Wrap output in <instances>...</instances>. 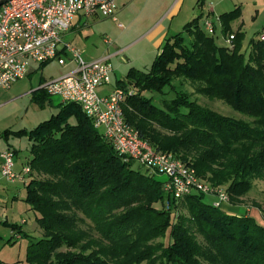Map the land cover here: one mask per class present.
I'll use <instances>...</instances> for the list:
<instances>
[{"label": "trees", "instance_id": "1", "mask_svg": "<svg viewBox=\"0 0 264 264\" xmlns=\"http://www.w3.org/2000/svg\"><path fill=\"white\" fill-rule=\"evenodd\" d=\"M241 12L236 7L219 17L223 34L234 35L233 46L219 45L201 26L199 15L182 31L165 38L149 69L131 67L118 82L119 87L133 91L127 94L123 109L127 122L141 137L159 150L174 152L214 185L229 183V193L247 192L252 180L264 172V40L260 34L253 37L244 51L242 25L233 28ZM181 78L198 83L199 93L222 99L254 120L236 119L201 105L182 83L175 82ZM35 92V99L48 100L43 89ZM155 126L173 135H161L152 130ZM14 132L33 139L32 168L52 176L32 178L27 184L26 201L39 212L37 220L44 234L31 239L26 264H140L154 253L160 264H264V223L251 216L228 214L206 202L201 193L175 199L155 175L125 160L79 104L61 103L60 111L50 119L33 129ZM93 192L98 193L92 203L94 217L107 222L116 240L136 236L146 241L168 234L169 243L129 255L135 250L136 238H132L121 246L125 259L116 261L99 250L87 253L72 217L55 210L63 205L66 194L72 199ZM152 202L165 207L159 209ZM180 207L189 216L179 212ZM136 224L142 230L134 228ZM11 227L32 238L21 224ZM0 264L20 263L0 258Z\"/></svg>", "mask_w": 264, "mask_h": 264}, {"label": "rangeland", "instance_id": "2", "mask_svg": "<svg viewBox=\"0 0 264 264\" xmlns=\"http://www.w3.org/2000/svg\"><path fill=\"white\" fill-rule=\"evenodd\" d=\"M139 2L140 1H138V3L132 8L134 12L140 7L141 3ZM215 3L216 0H185L181 16L175 18L178 22L181 20L182 23L178 26L177 30L172 31L171 33L175 34L182 31L186 23L191 21L194 17L202 15V13H206L208 8L215 6ZM148 9H151V7L148 6ZM192 9H194V11L190 14ZM232 9L233 6H228V4H226V6L222 8H217L216 11L217 13H220V11L225 12ZM134 12H129L128 14L123 15L121 11H118V20H129ZM158 13L160 12L158 11ZM184 16L189 18H186L187 20L184 21L181 19L184 18ZM97 18V23L92 26L95 31V35L89 39H83L84 43H86L88 47L82 44H79V46L81 49H85V51L89 48L91 50H95L97 46L107 48L106 51L108 52L115 51V46H109L106 44L104 42V38L109 37L116 40L121 28L118 27L117 23L112 21V18L103 16H99ZM160 19L166 20L163 16ZM214 19H216V16ZM214 21L217 22V30L216 33L213 34L216 42L223 46H233V42L230 44L226 40L229 36H225L223 34L221 22H218L217 20ZM240 24L242 25L241 29L244 32L242 40L243 49L246 51L248 44L253 37L259 34H264V0L260 2L257 1L256 3L249 2L247 9H244L243 12H241V17L233 22V28H239ZM185 35L190 40V37L187 34ZM124 44L125 43L120 44L118 48L122 47ZM82 55L86 60H91L90 58H92V54L87 51L85 54L82 52ZM128 55L129 54L127 52L122 54V56L126 59H128ZM112 61L115 64L116 60L113 59ZM73 67L74 64L60 65L57 61H53L45 66H41L28 77L14 82L11 88L6 89L0 87V150L10 148L15 151L16 172L22 171L21 169L27 166L32 168L30 161L33 157V153L31 151L33 139H31L28 134L17 135L14 131L20 129H33L44 120L50 119L61 109L62 101L60 97L51 96L50 99L42 102L41 100L34 98L36 94L35 90L41 88L49 79L59 78L67 74ZM149 67L150 66H144L141 69L147 70ZM123 75V72L119 71L117 76L118 78L115 80L117 81ZM175 82L182 83L183 89L191 96V98L198 101L203 106H206L222 115L230 116L236 119H242L250 122L254 120L253 117L235 110L229 103L222 99L210 98L199 93L198 83L182 78L176 79ZM145 94L147 96H158L154 92H145ZM171 94L172 93H168L167 96L171 97ZM73 120L74 119L72 118L71 121ZM7 129H9V131L5 133ZM152 130L159 132L161 135H173L170 132L156 126L153 127ZM188 160L194 162L192 158H189ZM133 167L143 173L153 174L147 167L141 165L138 161L133 162ZM155 177L157 180L162 182L166 179L164 175L159 174H156ZM32 178H36L37 180H46L52 178V176L43 171L32 168V172L25 176L26 183H24V181L20 180H16L14 182L9 181L0 173V194L7 199L6 202L0 201V209L2 211L0 214V258L8 263L17 262L20 264H26L27 247L31 242V239L38 240L44 234V230L39 225L37 220L39 212L33 208L32 204L26 201L28 193L27 184ZM202 179L207 184L214 185L208 177H202ZM251 184L252 186L247 192H228L230 195V201L228 204L246 207L245 216H251L256 220L257 217L254 216L252 212L257 209L261 213L262 219L260 221L264 223V172L254 178ZM214 186H220L227 190L229 183ZM97 195L98 193L96 192L90 193L89 196L80 195L75 197L80 198L76 200L74 197L70 199L71 197L66 194L63 198L65 199L63 205L56 207L55 211L72 217L74 230L79 232L82 236L81 245L87 253L99 250L111 261L122 260L121 258L125 259V255L127 254L125 250L121 249V246L129 240V242H131L132 238L134 240L136 236H133L132 238L130 237L129 240L120 241V239L116 240L117 238L113 237L114 235H111V230L108 229L109 225H107V222L94 217L95 210L92 203L96 200ZM204 195L206 202L211 203L214 200L212 195ZM53 198L54 200H58L55 196H53ZM150 203L151 201L143 204L148 205ZM152 204L159 209L165 207V204L161 202H152ZM178 210L182 214L189 216V212L186 208L180 207ZM140 219L142 220V218ZM23 220L26 221V224H24V230L27 234L31 235L32 238H29L27 235L22 236V234H16L12 229V223L22 224ZM138 227H140L139 230H142V226H140V224H136L134 228L137 229ZM198 237L199 240H203V237L200 234H198ZM160 243H169L168 234L166 236L160 235L154 239L146 241L145 239L136 238V241L133 242V248L135 250L129 249L131 251L129 255L134 254L138 250L144 251L147 247L158 246ZM63 250L80 251V248H64ZM156 255L157 254L154 253L149 258L144 259L140 264H160L158 259H155Z\"/></svg>", "mask_w": 264, "mask_h": 264}, {"label": "built area", "instance_id": "3", "mask_svg": "<svg viewBox=\"0 0 264 264\" xmlns=\"http://www.w3.org/2000/svg\"><path fill=\"white\" fill-rule=\"evenodd\" d=\"M81 14L117 21V0H5L0 5V87L11 88L35 64H74L67 74L49 79L41 89L48 96L60 97L62 103L79 104L125 160L138 161L153 175H164L163 188L175 199L201 193L212 195L215 207L229 203L226 189L207 184L192 165L173 152L157 149L127 122L123 104L132 90L117 87L108 94L99 92L100 87L112 82L110 57L87 61L80 48L65 40ZM216 23L206 19L205 30L215 34ZM260 38L264 40V34ZM233 39L234 35L226 38L230 44ZM0 161L1 174L9 181L25 182V176L32 172L29 166L15 171V151L10 148L0 150Z\"/></svg>", "mask_w": 264, "mask_h": 264}, {"label": "crops", "instance_id": "4", "mask_svg": "<svg viewBox=\"0 0 264 264\" xmlns=\"http://www.w3.org/2000/svg\"><path fill=\"white\" fill-rule=\"evenodd\" d=\"M138 1H140L139 3H141L140 7L137 9V11L134 12L132 8L138 3ZM257 1L260 2L262 0H216L214 7L208 8L206 13H202L200 24L204 28V21L206 19L218 20L220 14L224 12L220 11V13H217L216 10L217 8L226 6V4H228V6H233V9L236 7H240L243 12L244 9H247L249 2L256 3ZM184 2L185 0H117V13L118 11H121L123 15H126L129 12L134 13L131 15L129 20H112L113 22L118 24V27L121 28V31L116 37V40L108 37L110 39V42L108 43L106 41L107 38H104V42L109 46H115L116 50L108 52L106 51L107 48H102L101 46H97L95 50H91L90 48L86 49L87 52L92 54V58H90L91 60L87 61H93L109 56L110 61L114 66L112 82L109 85H105L99 88V92L101 94H108L119 87V80L126 78V75L131 67L141 69L144 66H151L155 57L161 52V48L165 38L169 35H172L173 33L171 32L177 30L178 26L182 23L181 20H179L178 22V20H175V18L181 16ZM148 6H150L151 9H148ZM158 11L160 13H158ZM193 11L194 9L190 11V14ZM162 16L165 17L166 20H161L160 18ZM215 16L216 19H214ZM97 17H99V15H79L76 18L72 29L66 32L65 40L80 49L81 47L79 46V44L88 47V45L84 43L83 39H89L95 35V31L93 30L92 26L97 23ZM186 18L188 19L189 17L184 16V18L181 19L185 21L187 20ZM122 43L125 44L122 47L118 48V46ZM81 50L85 54V49ZM126 52L129 54L128 59L122 56V54ZM113 59L116 60L115 64L112 61ZM45 65L47 64L33 65L26 77L31 75L41 66ZM119 71L123 72L124 75L116 81L115 79L118 78L117 76ZM50 97L51 96H48V99H50ZM0 201L6 202L7 199L0 194ZM246 209V207L234 206L227 203L224 204V207H222L221 210L229 214L245 215ZM1 212L2 211L0 209V214ZM252 213L257 217L258 222L263 223L260 221L262 219L260 211L256 209ZM24 224H26V221L23 220L21 224L22 230L23 232H26L24 230Z\"/></svg>", "mask_w": 264, "mask_h": 264}, {"label": "water", "instance_id": "5", "mask_svg": "<svg viewBox=\"0 0 264 264\" xmlns=\"http://www.w3.org/2000/svg\"><path fill=\"white\" fill-rule=\"evenodd\" d=\"M3 2H5V0H4V1H2V2H0V5H1Z\"/></svg>", "mask_w": 264, "mask_h": 264}]
</instances>
